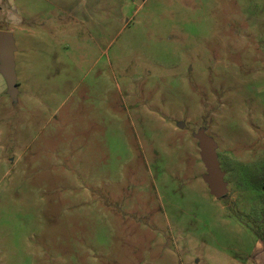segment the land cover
Instances as JSON below:
<instances>
[{
	"label": "rangeland",
	"instance_id": "obj_1",
	"mask_svg": "<svg viewBox=\"0 0 264 264\" xmlns=\"http://www.w3.org/2000/svg\"><path fill=\"white\" fill-rule=\"evenodd\" d=\"M0 17L17 47L0 264L264 259V0H0Z\"/></svg>",
	"mask_w": 264,
	"mask_h": 264
},
{
	"label": "water",
	"instance_id": "obj_2",
	"mask_svg": "<svg viewBox=\"0 0 264 264\" xmlns=\"http://www.w3.org/2000/svg\"><path fill=\"white\" fill-rule=\"evenodd\" d=\"M16 50L13 34L9 30H0V74L4 77L7 91L14 96L17 90L14 52ZM178 126H184L179 121ZM199 141L200 155L206 172L204 180L208 184L210 192L216 198L228 197L227 182L224 180L225 172L220 167L216 153V143L208 136L203 129L196 133Z\"/></svg>",
	"mask_w": 264,
	"mask_h": 264
},
{
	"label": "crops",
	"instance_id": "obj_3",
	"mask_svg": "<svg viewBox=\"0 0 264 264\" xmlns=\"http://www.w3.org/2000/svg\"><path fill=\"white\" fill-rule=\"evenodd\" d=\"M76 14V13H75ZM91 14V15H90ZM90 14H89V16L87 17V18H92V19H96V20H99V19H101V15H102V6L100 7V8H97V7H93V10H91L90 11ZM79 15H81L80 17H79ZM83 14H78L77 16H78V18L77 19H81V18H83V16H82ZM90 19H89V21H90ZM0 21H1V17H0ZM0 30H9V31H11V32H13L12 30H13V28L9 25V26H7V27H5V29H3L2 27H0ZM13 34V33H12ZM14 37V36H13ZM15 40V39H14ZM15 46H16V44H15ZM14 60H15V71H16V69H17V47H16V50H15V52H14ZM19 62L20 63H22V65L24 64V59L23 58H20L19 59ZM24 66V65H23ZM1 75V74H0ZM2 76V75H1ZM3 77V76H2ZM3 79H4V77H3ZM5 80V79H4ZM6 82V81H5ZM3 86V85H2ZM263 260V261H262ZM260 262H257V264H264V259H262Z\"/></svg>",
	"mask_w": 264,
	"mask_h": 264
},
{
	"label": "trees",
	"instance_id": "obj_4",
	"mask_svg": "<svg viewBox=\"0 0 264 264\" xmlns=\"http://www.w3.org/2000/svg\"><path fill=\"white\" fill-rule=\"evenodd\" d=\"M261 177H258L257 181L259 180L260 181Z\"/></svg>",
	"mask_w": 264,
	"mask_h": 264
}]
</instances>
